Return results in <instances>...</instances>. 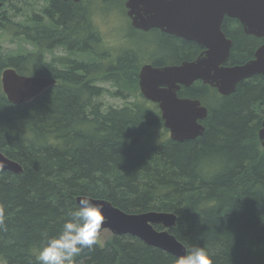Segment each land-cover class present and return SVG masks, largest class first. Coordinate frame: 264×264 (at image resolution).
Masks as SVG:
<instances>
[{"label":"trees","instance_id":"16d2710c","mask_svg":"<svg viewBox=\"0 0 264 264\" xmlns=\"http://www.w3.org/2000/svg\"><path fill=\"white\" fill-rule=\"evenodd\" d=\"M0 1V71L32 68L56 79L22 104L10 102L0 82V151L22 167L20 173L0 168V264H38L42 241L59 233L78 195L107 199L128 213H175L171 232L187 251L203 247L213 264H264L262 75L219 95L201 136L174 141L160 126L151 133L160 118L139 92L142 51L102 44L92 2ZM230 37L229 61L241 63L254 40L237 29ZM161 38L172 60L196 50L192 41ZM103 76L112 90L97 84ZM209 89L197 82L184 95L201 100ZM105 91L125 100L105 106ZM177 258L113 234L84 249L75 264H175Z\"/></svg>","mask_w":264,"mask_h":264},{"label":"water","instance_id":"95a60500","mask_svg":"<svg viewBox=\"0 0 264 264\" xmlns=\"http://www.w3.org/2000/svg\"><path fill=\"white\" fill-rule=\"evenodd\" d=\"M125 6L133 27L141 30L158 28L204 48L191 61L163 67L147 64L140 69V91L147 100L158 103L171 139L183 141L201 136L205 127L200 121L208 114L199 99L177 95L180 85L188 86L202 80L222 95H229L235 91L238 82L256 74L264 77V44L256 50L253 59L243 64L225 65L232 41L221 29L222 19L228 15L238 18L246 33L263 35L264 0H126ZM55 82L54 78L19 75L13 68L5 69L1 75L2 90L15 104L29 102ZM258 139L264 148V118ZM0 168L14 173L22 171L21 165L2 151ZM83 198L103 206L105 220L100 230L138 238L175 257L186 254V246L171 232L176 225L175 213L160 210L128 213L107 199L86 195L75 197L77 205Z\"/></svg>","mask_w":264,"mask_h":264},{"label":"clouds","instance_id":"9594fccd","mask_svg":"<svg viewBox=\"0 0 264 264\" xmlns=\"http://www.w3.org/2000/svg\"><path fill=\"white\" fill-rule=\"evenodd\" d=\"M103 206L89 198L80 199L77 207L55 236L42 241L36 257L38 264H75V258L84 249L92 250L104 223ZM3 210L0 209V230H4ZM175 264H213L203 247H193L175 260Z\"/></svg>","mask_w":264,"mask_h":264},{"label":"rangeland","instance_id":"374dc122","mask_svg":"<svg viewBox=\"0 0 264 264\" xmlns=\"http://www.w3.org/2000/svg\"><path fill=\"white\" fill-rule=\"evenodd\" d=\"M89 2H92L91 10H92V22L94 25H96L99 35L101 38V43L105 44L109 47H114L116 49L118 48H124L129 47L131 49H139L142 52V55H147V58L151 57L149 55H159V54H166L162 50L166 47L164 44V39L161 38V34L151 31L148 33H142L139 31L133 30L130 25L129 21L124 9V1L123 0H87ZM37 2V1H35ZM33 2V3H35ZM106 2L108 4H112L113 7L109 9V7H106ZM32 3V4H33ZM30 4V3H29ZM40 5V2H39ZM39 8V6H34ZM102 49H104L101 46ZM114 49V50H116ZM107 80H110L108 76ZM96 80H99L100 82H97L98 85H103L106 89H111V86L107 82H103L104 79L96 78ZM131 93H133L134 89L129 90ZM204 98L201 99V102L205 105H207L210 108H213L220 100L219 94L214 91L213 89H209L207 94L203 95ZM135 97L130 96L128 99L129 101H133ZM125 99H120L117 97H113L112 95L108 94V92H104L100 96V101L103 102V105H113V106H119ZM151 108L152 105L148 104ZM155 107V106H154ZM158 126H154L151 128V133L156 132ZM156 134V133H155ZM155 136V135H154ZM165 137V135L161 136V138ZM154 141V140H153ZM156 141V140H155ZM154 141V142H155ZM113 234L107 230L102 229L99 232L98 240L101 244L105 243L107 240H109Z\"/></svg>","mask_w":264,"mask_h":264},{"label":"flooded vegetation","instance_id":"af4514ba","mask_svg":"<svg viewBox=\"0 0 264 264\" xmlns=\"http://www.w3.org/2000/svg\"><path fill=\"white\" fill-rule=\"evenodd\" d=\"M63 1H68V0H63ZM73 1V0H72ZM81 1H83V0H80V1H77L76 3H78V2H81ZM124 1V7H125V12H126V15H127V18H128V21H129V25L131 26V28L133 29V30H135V31H139V32H142V33H148V32H151V31H155V32H157V33H159V34H161V35H166V36H168L170 39H173L174 40V42H176V41H191V40H188V39H185V38H182V37H179V36H176V35H174V34H169V33H166V32H163V31H161L160 29H158V28H151V29H149V30H141V29H137V28H135V27H133L132 26V24H131V19H130V17L128 16V14H127V8H126V6H125V3H126V0H123ZM75 2V1H74ZM2 6V2H1V4H0V7ZM221 29H222V31L224 32V34L226 35V37L227 38H229L231 41H232V45H231V47H230V52H229V56H230V54H231V51H232V49H233V39L230 37V34H231V32H234V30H239L242 34H244V35H246V36H248V37H251L253 40H254V44H253V46H252V49H251V55L248 57V58H246L243 62H241V63H231L230 61H229V56H228V58H227V60L224 62V64L225 65H235V64H243V63H245V62H247L248 60H251V59H253L254 58V54H255V52H256V50L260 47V46H262L263 44H264V34L263 35H255V34H249V33H246L245 32V30H244V27H243V25H242V23H241V21L238 19V18H236V17H232V16H228V15H224V17H223V19H222V23H221ZM100 36V35H99ZM192 42H194V41H192ZM195 43V45H196V50H195V52H194V54L192 55V54H190V53H187L186 54V57H180V58H178V59H175V60H172V59H170V58H167L166 57V54H159V55H149V56H151V57H149V58H147V55H145V54H147V53H145L144 54V56L142 55V53H139V54H137L136 56L138 57V59H139V67H138V71H137V81H138V87H139V72H140V69H141V67L142 66H144V65H147V64H150V65H152L153 67H163V66H167V65H178V64H180V63H182L183 61H191V60H193V59H195L203 50H204V48H202V47H200L196 42H194ZM176 44H177V42H176ZM28 47H29V49H32L31 48V45H28ZM178 48V47H177ZM165 57V58H164ZM7 68H13L15 71H16V73L17 74H19V75H26V76H41V77H47V78H52V77H48V76H45V75H36V74H34L32 71V68H30L26 73H21V72H19L15 67H12V66H8V67H5V68H3L1 71H0V82H1V75H2V73H3V71L5 70V69H7ZM256 75H261V74H256ZM81 76H84V74H81ZM253 76H255V75H253ZM253 76H251V77H253ZM251 77H249V78H251ZM105 77H103V79H104ZM55 79V78H54ZM246 79H248V78H246ZM111 80V79H110ZM245 80V79H244ZM55 81H56V79H55ZM107 81V80H106ZM201 83L202 85H206V86H209L210 88H212V89H214L219 95H222L221 93H219L218 92V90H217V88H215V87H212V86H210L209 84H206V83H204L202 80H196V81H194L191 85H188V86H185V85H180L179 86V89L177 90V95L180 97V98H195V97H190V96H187V95H184V90L185 89H187V88H189V87H191L193 84H195V83ZM239 83V82H238ZM237 83V84H238ZM237 86V85H236ZM139 92H140V94L142 95V93H141V91H140V87H139ZM143 96V95H142ZM223 96H228V95H223ZM143 98L144 99H146L144 96H143ZM196 99H198V98H196ZM200 100V99H199ZM146 101L149 103V104H151L153 107L155 106V108L158 110V113H159V118H160V122H156L155 123V126H160L162 129H165L166 130V133H167V135H168V137L170 138V136H169V129L168 128H166L165 126H164V121H163V119L161 118V111H160V108H159V106H158V103H156V102H152V101H150V100H147L146 99ZM200 102H201V100H200ZM201 104L202 105H204V106H206V108H207V110H208V112H209V109H208V106L207 105H205V104H203L202 102H201ZM207 116H208V114H207ZM207 118V117H206ZM205 118V119H206ZM205 119H203V120H201L200 122H202V124L204 125V127H205V123H204V121H205ZM155 121H158V118H156V120ZM157 127V128H158ZM199 137V136H198ZM171 139V138H170ZM196 139V138H195ZM171 140H173V139H171ZM175 141V140H174Z\"/></svg>","mask_w":264,"mask_h":264}]
</instances>
